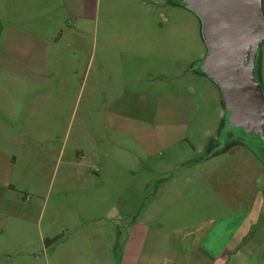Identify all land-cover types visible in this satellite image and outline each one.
Here are the masks:
<instances>
[{
	"label": "crops",
	"instance_id": "crops-1",
	"mask_svg": "<svg viewBox=\"0 0 264 264\" xmlns=\"http://www.w3.org/2000/svg\"><path fill=\"white\" fill-rule=\"evenodd\" d=\"M163 1L0 0V264H264V166L249 143H190L219 139L206 96L225 109L206 75L163 90L206 50L187 22L151 19ZM82 99L89 150L59 168Z\"/></svg>",
	"mask_w": 264,
	"mask_h": 264
},
{
	"label": "water",
	"instance_id": "water-1",
	"mask_svg": "<svg viewBox=\"0 0 264 264\" xmlns=\"http://www.w3.org/2000/svg\"><path fill=\"white\" fill-rule=\"evenodd\" d=\"M202 20L206 55L199 71L219 88L224 127H243L264 143V94L252 75L264 38L262 0H179Z\"/></svg>",
	"mask_w": 264,
	"mask_h": 264
},
{
	"label": "rangeland",
	"instance_id": "rangeland-1",
	"mask_svg": "<svg viewBox=\"0 0 264 264\" xmlns=\"http://www.w3.org/2000/svg\"><path fill=\"white\" fill-rule=\"evenodd\" d=\"M180 4L181 3L179 2V0H164L161 5L155 4L154 7L155 13L152 12L149 14V16L151 17V19L156 18L157 20H164L166 17L167 20H174V21L182 20L183 22H187L191 26L192 33L195 34V36L196 35L199 36L200 42L202 39V43H204L203 45L204 49H206L204 54L205 56L207 53V46L202 36V29H203L202 20L197 13L187 9L183 5L181 6ZM164 8L170 9L172 12L171 14L166 12L161 18L159 16V13ZM262 9L264 12V0H262ZM0 57L3 58L2 54H0ZM198 62L195 63L196 69H199ZM174 63L175 62L172 63L173 75L169 77L172 80V85H169L168 83L169 78H167V83H166L167 85L163 88V90L169 91L170 86L173 92L179 91L180 93L189 91L191 87L196 89V94L199 93V91H204L201 89V87L207 90L206 85L204 86L202 80H208V78L203 77L204 76L203 73H201L200 71L198 74L193 73L194 70H190L188 67L181 68V70H179L178 68L175 67ZM252 75L254 79L258 82V84L261 86L264 94V38L260 40L258 49L256 51L255 61L252 68ZM209 84L212 83L209 81ZM195 101H196V96L194 97V102ZM204 101H205L204 108L203 111L199 113V117L202 118L203 120L204 128L206 129L207 127H210L211 129H214V134L217 136L219 135L218 137L219 139L217 140V144H215L213 142L214 141L213 139L199 140L197 138H193L190 136L189 137L190 143L194 145H200L202 143L201 155L202 156L207 155V153H210L214 149V147H220L221 149L229 146L232 147L233 144L234 145L244 144V146L248 147L247 142H249L251 143L252 146L256 148L253 149L250 147L249 150L253 152L256 158L259 161H261L262 165L264 166V143L260 140V138L258 136L253 137L249 133H245L243 127L230 126L223 128L224 119H222L221 121L216 120L217 117L214 115V108H216L218 103L214 106V100H212V98L208 96L205 97ZM222 108H224L223 104H222ZM70 111L73 114V118H74L72 128L70 129L69 125L62 126L60 132L62 140L59 145V149H61V155H60L61 163L59 168H80L79 165L77 164L78 163L77 158L82 150L84 152L89 150L87 148L86 141L88 135L91 134L92 126L87 123L88 121L87 119L91 116V113L93 111L86 110L84 108L83 99L80 102V104L76 103L75 107L69 110V113ZM174 111L177 112L176 109H174ZM195 112L197 111L194 110V113ZM1 124H3V122H2V116L0 115V125ZM263 127H264V122H263ZM220 154L222 153H219V155ZM195 155H197V153H195ZM82 167L85 168L84 165ZM49 175H51L50 172ZM27 190L31 194L40 191L35 186H32V188H29ZM27 190H23V191H27ZM54 190L55 189L52 190L51 185L46 184L43 188H41V193L44 196H47L50 193L51 195H53ZM58 192H59V197L65 196V191L60 190Z\"/></svg>",
	"mask_w": 264,
	"mask_h": 264
},
{
	"label": "flooded vegetation",
	"instance_id": "flooded-vegetation-1",
	"mask_svg": "<svg viewBox=\"0 0 264 264\" xmlns=\"http://www.w3.org/2000/svg\"><path fill=\"white\" fill-rule=\"evenodd\" d=\"M247 143H249V142H247ZM249 145H251V143H249ZM252 146V145H251ZM253 148H255L254 146H252ZM256 149V148H255Z\"/></svg>",
	"mask_w": 264,
	"mask_h": 264
},
{
	"label": "trees",
	"instance_id": "trees-1",
	"mask_svg": "<svg viewBox=\"0 0 264 264\" xmlns=\"http://www.w3.org/2000/svg\"><path fill=\"white\" fill-rule=\"evenodd\" d=\"M56 239H57V238H56ZM56 239H55V240H56ZM52 241H54V240H52Z\"/></svg>",
	"mask_w": 264,
	"mask_h": 264
}]
</instances>
